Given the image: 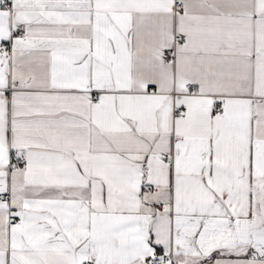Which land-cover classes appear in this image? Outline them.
<instances>
[{
	"label": "snow or ice",
	"instance_id": "1",
	"mask_svg": "<svg viewBox=\"0 0 264 264\" xmlns=\"http://www.w3.org/2000/svg\"><path fill=\"white\" fill-rule=\"evenodd\" d=\"M0 264H264V0H0Z\"/></svg>",
	"mask_w": 264,
	"mask_h": 264
}]
</instances>
